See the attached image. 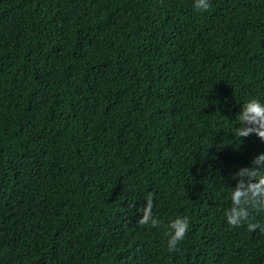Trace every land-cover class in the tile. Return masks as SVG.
<instances>
[{"label":"trees","instance_id":"1","mask_svg":"<svg viewBox=\"0 0 264 264\" xmlns=\"http://www.w3.org/2000/svg\"><path fill=\"white\" fill-rule=\"evenodd\" d=\"M193 4L0 0V264H264L224 217L264 154L234 130L264 103V0Z\"/></svg>","mask_w":264,"mask_h":264},{"label":"clouds","instance_id":"2","mask_svg":"<svg viewBox=\"0 0 264 264\" xmlns=\"http://www.w3.org/2000/svg\"><path fill=\"white\" fill-rule=\"evenodd\" d=\"M194 8L200 12L208 11L210 0H194ZM236 120L241 125L235 127L237 138L248 137L255 134L264 141V103L252 98L242 105ZM253 167L241 168L235 173V188H228V199L231 206L224 211L226 222L231 227L245 226L249 232L259 229L264 232V226L252 222L253 212L264 211V154H258L252 160ZM146 204L138 209L141 213L138 223L140 225L157 226L160 221L153 217V198L149 192L145 197ZM190 221L187 217L177 216L167 225V250L170 253L178 251V245L189 231Z\"/></svg>","mask_w":264,"mask_h":264}]
</instances>
